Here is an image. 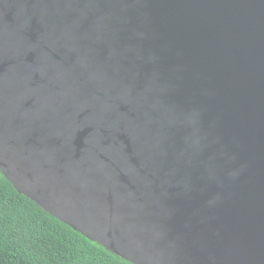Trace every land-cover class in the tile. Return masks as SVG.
Returning <instances> with one entry per match:
<instances>
[{
	"label": "water",
	"instance_id": "water-1",
	"mask_svg": "<svg viewBox=\"0 0 264 264\" xmlns=\"http://www.w3.org/2000/svg\"><path fill=\"white\" fill-rule=\"evenodd\" d=\"M0 171L135 264H264V0H0Z\"/></svg>",
	"mask_w": 264,
	"mask_h": 264
},
{
	"label": "trees",
	"instance_id": "trees-1",
	"mask_svg": "<svg viewBox=\"0 0 264 264\" xmlns=\"http://www.w3.org/2000/svg\"><path fill=\"white\" fill-rule=\"evenodd\" d=\"M0 264H135L20 193L0 171Z\"/></svg>",
	"mask_w": 264,
	"mask_h": 264
},
{
	"label": "bare ground",
	"instance_id": "bare-ground-1",
	"mask_svg": "<svg viewBox=\"0 0 264 264\" xmlns=\"http://www.w3.org/2000/svg\"><path fill=\"white\" fill-rule=\"evenodd\" d=\"M50 72H51V74H52L53 76H56L55 73H52V71H50ZM107 124H108V123H107Z\"/></svg>",
	"mask_w": 264,
	"mask_h": 264
},
{
	"label": "clouds",
	"instance_id": "clouds-1",
	"mask_svg": "<svg viewBox=\"0 0 264 264\" xmlns=\"http://www.w3.org/2000/svg\"><path fill=\"white\" fill-rule=\"evenodd\" d=\"M8 180V179H7ZM9 181V180H8ZM10 182V181H9ZM11 183V182H10Z\"/></svg>",
	"mask_w": 264,
	"mask_h": 264
}]
</instances>
